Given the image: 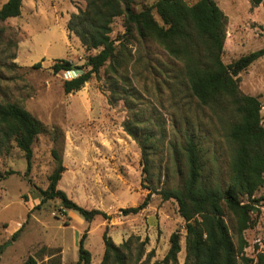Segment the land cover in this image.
<instances>
[{
	"label": "rangeland",
	"instance_id": "374dc122",
	"mask_svg": "<svg viewBox=\"0 0 264 264\" xmlns=\"http://www.w3.org/2000/svg\"><path fill=\"white\" fill-rule=\"evenodd\" d=\"M156 1L135 0L134 8L140 11ZM185 1L191 6L199 0ZM214 1L228 19L225 64L264 48V2L253 8L252 0ZM7 2L0 0V9ZM86 5L85 0H23L19 17L0 21V102L19 104L45 127L33 145L30 172L18 149L0 156V174L17 172L0 183V264H75L85 234L91 264H101L105 232L116 245L130 247L127 264H155L165 258L170 237L177 231L182 247L178 264H185L186 223L175 200L164 201L152 194L141 213L125 215L122 210L141 204L149 194V184L158 190L178 186V167L183 176L187 174L182 148L188 132L201 139L208 164L222 167L228 175L232 118L202 108L187 83L177 80L179 73L173 68L177 61L155 45L149 53L135 39L127 41L124 49L130 80L127 87L119 81L122 95L111 91L110 61L80 91L66 94L64 83L71 78L66 72L55 74V62L69 60L82 66L89 55L98 53L87 52L67 29L71 16ZM112 29L118 51L127 40L124 19L117 18ZM37 63L40 68L33 67ZM239 80L242 92L263 104L264 122V57L243 71ZM127 124L138 141L147 142L150 174L142 172L137 160L141 162L142 150L125 131ZM149 135L150 142L146 140ZM53 149L62 154L66 167L59 189L78 205L103 211L109 218L87 222L78 212L64 209L59 200L41 203L39 190L48 188L56 168ZM262 197L264 188L254 196ZM252 217L255 225L243 234L247 246L238 264H244L243 256L256 264L257 255L264 252V201ZM225 219L238 247L236 220L227 209Z\"/></svg>",
	"mask_w": 264,
	"mask_h": 264
},
{
	"label": "trees",
	"instance_id": "16d2710c",
	"mask_svg": "<svg viewBox=\"0 0 264 264\" xmlns=\"http://www.w3.org/2000/svg\"><path fill=\"white\" fill-rule=\"evenodd\" d=\"M86 8L71 16L67 29L75 34L89 55L82 66H75L69 60H57L52 69L55 74L74 71L76 76L65 81L66 94L80 91L95 72L108 61L107 75L114 94L122 95L120 84L128 86L126 75V42L132 39L148 49L158 46L177 61L173 68L178 70L177 80L187 83L191 96L202 108L215 115L232 118L228 140L231 144L230 172L222 167L212 168L205 160L201 139L194 132H188L182 151L186 158L187 174L178 167L181 181L171 189H155L149 184V194L136 207L123 209L125 215L139 214L145 210L152 194H158L164 201L175 200L179 214L186 223L185 264H238L239 254L247 246L243 234L255 225L252 215L258 212V205L264 198L255 199L256 193L264 188V122L261 116L263 104L258 97L242 92L239 75L257 60L264 57V48L242 56L232 64L223 61L227 37L228 19L214 0H199L188 5L185 0H157L140 11L134 8L135 0H85ZM264 0H252L258 8ZM23 0H8L0 9V21L19 17ZM154 11L158 15L155 17ZM117 18L124 19L126 37L117 51L112 39V25ZM1 32V31H0ZM117 53L115 54V52ZM34 68H40L37 63ZM87 69V70H86ZM148 69L156 70L149 66ZM127 108L130 105L127 103ZM138 125L140 122L135 121ZM125 131L141 147L143 174H150L147 142H140L130 124ZM45 132L43 124L29 111L15 102H0V156L9 155L15 148L24 154L27 172L32 170L33 145L37 137ZM152 135L146 140L150 142ZM56 168L49 178L47 189H40L41 203L59 200L66 210L78 212L87 222L97 217L109 218L100 210H88L74 201L58 185L66 171L63 156L53 149ZM17 172L9 170L0 174V183L7 176ZM227 178V179H226ZM246 199V200H245ZM226 209L236 220L238 247L225 219ZM105 254L101 264H127L130 247L118 246L105 232L103 236ZM86 234L79 242V259L75 264H91L92 254L85 247ZM179 231L170 237V248L161 262L155 264H178L181 252ZM1 254V251H0ZM244 264L254 260L242 257ZM1 260V258H0ZM256 264H264V252L257 255Z\"/></svg>",
	"mask_w": 264,
	"mask_h": 264
},
{
	"label": "built area",
	"instance_id": "2783aa9c",
	"mask_svg": "<svg viewBox=\"0 0 264 264\" xmlns=\"http://www.w3.org/2000/svg\"><path fill=\"white\" fill-rule=\"evenodd\" d=\"M68 74V76H70V78L76 76V74L74 76H72V72H66Z\"/></svg>",
	"mask_w": 264,
	"mask_h": 264
},
{
	"label": "crops",
	"instance_id": "0c3cea01",
	"mask_svg": "<svg viewBox=\"0 0 264 264\" xmlns=\"http://www.w3.org/2000/svg\"><path fill=\"white\" fill-rule=\"evenodd\" d=\"M137 160H138V162L140 163V159L139 158H137ZM128 163V162H127ZM126 164V163H125ZM127 166H128V164H126Z\"/></svg>",
	"mask_w": 264,
	"mask_h": 264
}]
</instances>
